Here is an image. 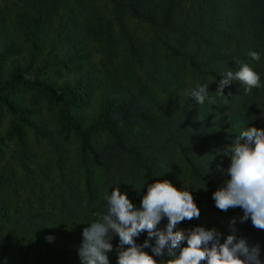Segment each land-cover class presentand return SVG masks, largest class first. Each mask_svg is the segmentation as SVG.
Wrapping results in <instances>:
<instances>
[{"label":"trees","instance_id":"obj_1","mask_svg":"<svg viewBox=\"0 0 264 264\" xmlns=\"http://www.w3.org/2000/svg\"><path fill=\"white\" fill-rule=\"evenodd\" d=\"M19 1L27 46L51 54L64 50L66 61L88 60L92 50L106 59L100 70L91 63L81 79L59 87L38 83L42 68L35 58L28 64L12 61L23 51L12 40L17 22L3 21L0 108L12 118L17 146L9 159L0 148L6 161L0 166V264H83V230L107 211L106 197L119 186L139 208L148 185L157 180L191 191L201 210L198 219L185 220L175 230L214 228L222 242L235 234L250 246L258 244L264 262V230L250 218L241 222V208L221 211L213 199L230 179L227 169L239 134L248 127L264 128V0ZM79 10L92 12L82 20ZM108 15L115 17L114 24L103 19ZM126 18L146 24L149 40L131 32ZM250 51L260 60L251 59ZM244 63L260 75L261 87L245 95L244 86L234 81L225 96L218 95L223 74ZM18 83H28L60 107L53 109V125L62 137L79 141L77 163L69 164L55 131L39 129L27 118L30 110L11 93ZM203 84H209V93L200 105L190 93ZM82 107L98 110L87 126L70 114ZM18 124L46 141L49 163L37 160ZM98 130L108 135L101 147L90 142ZM101 169L105 173L96 181ZM130 174L137 180L135 190ZM166 224L164 218L158 227ZM145 239L142 233L137 243ZM111 243L109 264H117L119 237ZM154 258L160 264L169 259Z\"/></svg>","mask_w":264,"mask_h":264},{"label":"clouds","instance_id":"obj_2","mask_svg":"<svg viewBox=\"0 0 264 264\" xmlns=\"http://www.w3.org/2000/svg\"><path fill=\"white\" fill-rule=\"evenodd\" d=\"M259 61L255 51L248 53ZM219 81L217 94L225 96L224 89L234 81L244 86L249 95L261 87L260 75L247 63L236 71L228 70ZM209 84L198 85L191 96L200 104L208 97ZM230 176L225 185L213 193L215 206L221 211L241 208V222L251 219L252 225L264 230V128L248 127L239 134L231 149ZM107 211L97 213V219L83 230V244L79 255L83 264H109L107 253L113 251L111 241L119 237L117 264H160L154 257H169L167 264H264L260 259V246H250L246 239L222 234L216 229L196 226L188 230H175L185 221L198 219L201 210L191 191L177 188L169 180L149 184L141 206L137 208L121 193L119 186L106 197ZM167 218L164 228L158 227ZM236 219L231 224L234 226ZM147 233L142 244L137 238ZM52 241L53 237H46ZM154 241V243H153ZM186 242V246H184ZM151 249L152 254L144 249Z\"/></svg>","mask_w":264,"mask_h":264},{"label":"rangeland","instance_id":"obj_3","mask_svg":"<svg viewBox=\"0 0 264 264\" xmlns=\"http://www.w3.org/2000/svg\"><path fill=\"white\" fill-rule=\"evenodd\" d=\"M101 2V1H98ZM100 6H104L103 3ZM22 5L19 0H0V44L3 41L2 28L4 26V20L16 21L17 23L12 25V40L17 42V45H21L22 52L20 55L14 57L12 56V61L20 60L23 64H28L32 59H36V65H40L37 68H42L39 77L37 78L38 83L48 84L53 87H59L65 82L73 81L74 79H81L83 73H85L89 65L95 64L97 69L102 68V61L106 58H103L98 51H93L89 54L90 57L88 60L85 59H75L67 60L64 50L57 51L53 54L43 51L41 49H33L31 46L25 44V37L23 36L21 20H20V10ZM80 19H85L88 12L91 10H79ZM105 14H108L109 11H103ZM105 20H111V23H115L113 18L114 16L108 15L106 17L102 16ZM126 23L129 26L131 32H135L139 38L149 40L152 36L150 28L143 23H138L137 21L126 18ZM115 32H118V27ZM95 43L91 44V48L95 47ZM10 59V60H11ZM65 61V62H64ZM127 61V60H126ZM128 60L127 62H130ZM63 62V63H62ZM52 63V64H51ZM61 63V64H60ZM51 64V65H50ZM55 64V65H53ZM59 64V65H56ZM141 74V72H138ZM145 82V79H144ZM13 98L17 100H23L30 113L26 116L29 118L33 124L39 129L47 128L46 130L55 131L56 139L59 142L64 143L66 154L69 156V164L74 165L78 162L79 154V141L72 135L65 138L62 137V134L58 131V127L53 125L55 122V116L53 109L59 110L60 107L55 106L52 103H49L47 98L43 97L36 88H33L28 83H18L15 85L11 91ZM98 110L95 108H86L82 107L70 110V114L75 117H80L84 120V126L88 125V122L95 119ZM22 126V124H18ZM23 132L24 136L27 138L28 145L31 148V151L37 155V160L41 164H47L52 160L51 154L48 153L47 143L45 140H41L33 136L32 131L24 126ZM12 118L8 113L4 112L0 108V148H2L5 153V158H12L11 152L16 149V136H12ZM63 139V141H62ZM108 135L103 130H98L91 134L90 142L99 147L107 143ZM5 160L0 159V166L5 164ZM72 171V170H71ZM69 170L68 173L71 172ZM103 170L97 172L96 181L99 180V177L103 175ZM69 177H71L69 175ZM130 180V189L135 190L137 187V180L133 174L129 175Z\"/></svg>","mask_w":264,"mask_h":264}]
</instances>
